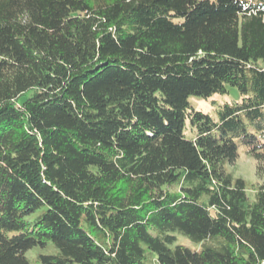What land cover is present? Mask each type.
Returning <instances> with one entry per match:
<instances>
[{
    "label": "trees",
    "instance_id": "16d2710c",
    "mask_svg": "<svg viewBox=\"0 0 264 264\" xmlns=\"http://www.w3.org/2000/svg\"><path fill=\"white\" fill-rule=\"evenodd\" d=\"M237 141L264 175V0H0V264H264Z\"/></svg>",
    "mask_w": 264,
    "mask_h": 264
},
{
    "label": "rangeland",
    "instance_id": "374dc122",
    "mask_svg": "<svg viewBox=\"0 0 264 264\" xmlns=\"http://www.w3.org/2000/svg\"><path fill=\"white\" fill-rule=\"evenodd\" d=\"M227 88V93L214 95L207 99L198 96H191L189 98V103L193 109L204 112L205 114L210 115L213 119H217V110L221 105L226 102H236L241 99L240 93L237 88L232 86H228ZM188 125L189 123L187 122L184 133L187 138H190L193 135L195 136L196 132L191 131ZM237 143L239 144V156L236 162L233 164H228L225 170L228 173L232 174L235 178H242L244 181H246L249 188V196L253 197V192H251L250 190L251 185L264 182V175L261 176L262 178L257 175L255 160L246 153L245 147L242 146L239 141H237ZM40 213H42V210L34 213L31 217H29V219L33 220ZM178 238V244H182L193 250H199L201 248L200 244L193 242L183 235H178ZM57 252L58 249L52 243H49L45 247L37 246L30 249L29 251H27L26 257L33 263L41 264L39 262L40 255L56 254Z\"/></svg>",
    "mask_w": 264,
    "mask_h": 264
}]
</instances>
